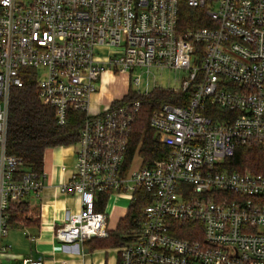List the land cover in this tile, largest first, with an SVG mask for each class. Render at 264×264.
Instances as JSON below:
<instances>
[{
  "label": "built area",
  "instance_id": "obj_1",
  "mask_svg": "<svg viewBox=\"0 0 264 264\" xmlns=\"http://www.w3.org/2000/svg\"><path fill=\"white\" fill-rule=\"evenodd\" d=\"M181 3L203 11L209 25L181 30ZM143 68L184 71L164 89L190 97L184 106L162 102L149 116L168 154L146 165L138 144L126 164L140 101L122 97L92 112L90 97L104 74ZM27 69L59 126L70 111L86 113L73 171L57 188L76 195L79 209L55 229L57 241L106 237L98 195L130 202L141 188L151 200L118 247L120 264H264V172L226 164L246 145L264 159V0H0V264H44L12 256L2 242L9 206L38 199L43 188L42 174L23 171L6 150L11 88L23 85ZM129 82L138 95L157 88L140 91L139 76Z\"/></svg>",
  "mask_w": 264,
  "mask_h": 264
},
{
  "label": "trees",
  "instance_id": "obj_2",
  "mask_svg": "<svg viewBox=\"0 0 264 264\" xmlns=\"http://www.w3.org/2000/svg\"><path fill=\"white\" fill-rule=\"evenodd\" d=\"M197 21V22H196ZM209 23L203 11L189 8L185 3L180 5L179 28L184 30L190 27L208 26ZM23 85L11 88L8 106V122L6 135V150L8 154L19 157L23 171H30L37 175L42 174L43 155L47 149L69 146L78 141V132L85 119L84 111H70L67 123L59 126L56 122L55 111L52 107L40 102L36 94V81L31 71L23 70ZM21 72V73H22ZM190 97L188 92L174 93L170 89L154 88L147 95H138L128 90L123 100H139L140 106L133 115L131 130L126 152V164L132 158L135 148L140 144L139 153L146 165L154 164L168 154V149L159 143L155 131L149 126V116L162 102L184 106ZM118 100L113 101V105ZM227 169L239 172H264V159L259 147L255 145L243 146L237 149L231 158L226 160ZM109 193H100L96 202V211H103L108 201ZM151 198L145 190L137 188L130 201L126 214L119 220L113 231H108L106 237L90 238L85 242L99 240L97 246L119 247L128 242V235L138 226L142 219V210ZM28 203L9 206L10 226L18 225L21 219L26 218ZM201 225L196 222V226ZM189 226L192 225L188 224ZM187 225V226H188ZM187 231V230H185ZM189 237V234H179ZM120 264V260H119Z\"/></svg>",
  "mask_w": 264,
  "mask_h": 264
},
{
  "label": "crops",
  "instance_id": "obj_3",
  "mask_svg": "<svg viewBox=\"0 0 264 264\" xmlns=\"http://www.w3.org/2000/svg\"><path fill=\"white\" fill-rule=\"evenodd\" d=\"M108 75L113 76L110 73L104 74L100 90L90 97L89 109L92 112L117 100L116 95H112L106 88ZM105 98H108L107 102H103ZM74 162V145L54 147L44 152L43 188L40 196L38 199L26 198V218L21 219L18 225H9L8 233L3 238V243L5 241V244L11 246L12 256L40 258L44 264H119L118 247L96 246L99 240L66 244L54 238L55 229L65 221L68 214L79 209V198L76 195H62L57 190L69 180ZM129 203L126 196L113 194L108 197L103 209L106 216L116 212L114 227L108 231L116 228L126 214Z\"/></svg>",
  "mask_w": 264,
  "mask_h": 264
},
{
  "label": "rangeland",
  "instance_id": "obj_4",
  "mask_svg": "<svg viewBox=\"0 0 264 264\" xmlns=\"http://www.w3.org/2000/svg\"><path fill=\"white\" fill-rule=\"evenodd\" d=\"M111 75L113 76L109 77L108 75V79H107L108 82L106 88L112 95L113 94L116 95L115 96L117 97L116 99H121L127 92L128 88L131 89L137 88V86L129 82V77L133 79L135 76H139L140 84L138 86V89L143 92L147 89V87L149 90H151L153 87H157V88L177 87L179 85V79L183 77L185 73L184 71L181 70H169V69H163V70L151 69L149 73H147L146 68H143L136 70L130 76L128 74H120V73L111 74ZM107 101L108 98H105L103 100V102H107ZM115 214L116 212L106 216L107 230L113 229Z\"/></svg>",
  "mask_w": 264,
  "mask_h": 264
}]
</instances>
